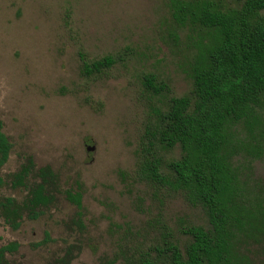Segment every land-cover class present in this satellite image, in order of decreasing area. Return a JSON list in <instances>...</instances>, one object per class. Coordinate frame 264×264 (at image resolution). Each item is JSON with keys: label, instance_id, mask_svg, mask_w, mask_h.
<instances>
[{"label": "rangeland", "instance_id": "374dc122", "mask_svg": "<svg viewBox=\"0 0 264 264\" xmlns=\"http://www.w3.org/2000/svg\"><path fill=\"white\" fill-rule=\"evenodd\" d=\"M190 1L0 0V121L12 146L1 174L8 184L31 158L58 184L56 202L37 220L13 231L0 219V246L19 245L10 264L63 256L69 264H165L159 248L168 232L183 252L184 231L208 227L202 208L136 177L149 143L163 175L181 156L153 134L170 101L193 90L191 67L205 33L173 18L174 3ZM104 58L113 60L105 74L81 73L83 61ZM147 76L157 93L145 87ZM247 179L264 190V159ZM66 192L81 195L80 211ZM25 193L10 184L0 191L17 200ZM255 251L263 262L264 252Z\"/></svg>", "mask_w": 264, "mask_h": 264}, {"label": "trees", "instance_id": "16d2710c", "mask_svg": "<svg viewBox=\"0 0 264 264\" xmlns=\"http://www.w3.org/2000/svg\"><path fill=\"white\" fill-rule=\"evenodd\" d=\"M236 3L232 9L209 0L174 3L177 24L205 33L191 67V95L170 101L153 134L164 149L179 147L181 156L167 164L169 174L163 175L162 161L149 143L136 177L202 208L208 227H188L183 252L168 232L159 248L165 264H264L255 251L264 252V190L247 179L253 164L264 159V0ZM112 65L111 58L83 61L81 73L102 75ZM153 81L147 76L144 85L157 93ZM11 148L0 121V191L10 184L26 192L21 200L0 194V219L16 231L24 219L37 220L56 202L58 184L49 167L37 169L31 158L7 184L1 171ZM65 195L80 211L81 195ZM18 248L16 242L0 246V264H10L8 256ZM51 264L69 260L57 257Z\"/></svg>", "mask_w": 264, "mask_h": 264}]
</instances>
